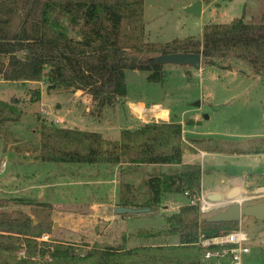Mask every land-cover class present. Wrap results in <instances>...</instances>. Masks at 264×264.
Returning <instances> with one entry per match:
<instances>
[{
    "label": "trees",
    "instance_id": "trees-1",
    "mask_svg": "<svg viewBox=\"0 0 264 264\" xmlns=\"http://www.w3.org/2000/svg\"><path fill=\"white\" fill-rule=\"evenodd\" d=\"M144 5L145 0H0V79L44 81L48 90H83L102 112L127 94V70L149 69L153 71L149 80H162V65H144L162 53H201L206 63L221 68L230 67L225 62L239 61L254 74L264 75V15L257 23L245 21L244 15L227 23H207L201 40L178 50L146 40ZM22 115L17 100L0 99V136L8 131L7 123ZM38 131L40 143L33 149L44 162L100 163L122 169L176 165L174 171L150 173L138 184L121 182L116 204L153 210L166 194H184L188 200L165 216L178 241L130 247L126 237L118 244L91 246L47 240L43 237L51 231L49 214L34 223L26 211H2L0 264H204L208 251L223 246L203 245L202 240L238 229V221H209L201 215L197 198L202 167L183 162L186 145L180 122H147L123 129L114 141L99 131L54 124L43 123ZM21 199L29 205L38 203L35 213L47 214L46 202Z\"/></svg>",
    "mask_w": 264,
    "mask_h": 264
},
{
    "label": "rangeland",
    "instance_id": "rangeland-1",
    "mask_svg": "<svg viewBox=\"0 0 264 264\" xmlns=\"http://www.w3.org/2000/svg\"><path fill=\"white\" fill-rule=\"evenodd\" d=\"M196 1L145 0L146 40L183 50L202 39V29L207 23H227L242 15L245 21L257 23L264 15V0H202L205 12L200 16L186 10V5ZM224 64L230 67L203 62L202 69L198 70L189 65L162 64L160 81L149 80L152 70H127V94L102 112L90 94L81 90H48L44 81L0 79V99L17 100L23 110L21 119L7 123L8 131L0 136V212L26 211L34 223L49 214L51 231L45 235L47 238L43 237L47 240L51 237L91 246L97 242L118 244L126 237L130 247L176 243L178 239L169 231L165 220V216L177 208L172 201L166 204L163 201L153 210L130 214L114 213L112 207L108 211L104 200L111 187L117 193L121 182L138 184L148 174L161 171L147 166L122 169L119 165H109L114 176L107 182V170L94 169L99 163L44 162L33 148L40 143L38 130L43 123L99 131L105 139L114 141L120 139L124 128L134 125L131 116L145 120V123L154 122L167 114L166 107H170L171 116L176 115V119L199 113L202 121L194 125L197 130L228 131L238 135L264 132V75L254 74L239 61ZM37 90H40V98ZM197 100H201L200 106L193 105ZM155 104L164 106L157 109ZM162 110L165 114H157ZM56 118L61 121L57 122ZM220 163V176L226 178L230 175L228 163ZM205 165L208 170L209 165ZM168 171L174 170L165 172ZM211 177L214 175H207L206 180ZM252 187L250 191H253ZM258 193L253 192L242 204L254 203L264 197ZM26 197L49 204L47 214L35 213L33 206L38 203L25 204L21 198ZM225 208L223 205L201 215L209 217ZM111 212L114 217L108 215ZM254 222L257 221L249 219L245 227L263 235L258 241L250 242L251 251L242 264H264V219L257 226Z\"/></svg>",
    "mask_w": 264,
    "mask_h": 264
},
{
    "label": "crops",
    "instance_id": "crops-1",
    "mask_svg": "<svg viewBox=\"0 0 264 264\" xmlns=\"http://www.w3.org/2000/svg\"><path fill=\"white\" fill-rule=\"evenodd\" d=\"M203 12H205V5H203L202 7V13ZM144 15H145V8H144ZM147 30L148 29L146 27V34H147ZM166 108H167L166 110L167 114H165L164 110H162L161 112L157 111L158 112L157 114H161V113L165 114L163 116H160L159 119H161V121H166V122H171V121L180 122L183 125V141L185 142L186 145L185 153L183 155V162L199 163V161L201 160V164L200 163L199 164L202 167V189L199 198H201L202 196L207 198L206 196H208L210 193L219 192L225 197V200L223 202L220 201L217 202L221 207L226 204L227 200L230 199L236 200L242 197L249 198L253 194V192L256 193L259 192L258 194H261V197L264 196V132L263 130L248 135L247 134L238 135L236 133H232L228 131L215 133L214 131H211L209 129L205 131L197 130L194 125L202 121L201 115L199 113H195L194 115L190 114L191 116H185L176 119V115L172 114L173 117L171 116L172 112L170 107H166ZM188 111H192V110H188ZM188 111H186L185 114H187ZM130 119H134L135 121L134 125L132 127H127L126 129H132V130L137 129L142 124L145 123L144 122L145 120H142L136 116H131ZM159 119L156 118L155 120L158 122L160 121ZM216 141L218 142V146H217L218 149H214L215 145L217 144ZM220 161L221 162L224 161L228 163L227 169L230 171V175H228L226 178L220 176L222 170V164L220 163ZM205 163L209 165V167H207L208 170H206ZM143 166H147L149 169L152 168L156 171H161V172H165L166 170H170V169L175 170L177 168L176 165H167V164H162V165L150 164ZM108 167L111 166H109L108 164H103L100 166L99 163L94 169L96 170L103 169L105 171L107 170L105 174L108 176L107 182H110L111 178L114 176V171L110 173ZM246 168L247 170H245ZM207 171H210L209 173L212 174H208ZM207 175L208 176L214 175V177H211L212 179L207 178L206 180ZM42 186H48V185L43 184ZM251 186H253L252 187L253 191L249 190ZM116 198H117V193L116 191H114V188L111 187L110 192L104 195V200H106L105 204L107 206L108 211H110V207H112L113 208L112 212L117 213L116 207L118 205L116 204ZM185 200H188V198L181 193H171V194L168 193L164 196L163 199V201H165L164 204H166L167 201H172V204L176 206L180 205ZM263 200L264 197L255 200L254 203ZM208 203H216V202L208 201ZM112 212L111 214L108 213V215L114 217V213ZM249 219H254V221H257L254 222L255 226H257L260 221L259 219H256L253 216L243 215L241 217V220L239 221L238 229L233 230V231H241L242 233L246 234L247 239L243 240L241 244L242 247H247L248 251H241V252L238 251L235 253L229 251L227 253H222L219 255L216 254H212L210 256L206 255L204 257V264H233V263L242 264L244 259H246L245 257H247L251 251L250 242L258 241L257 239L261 238V236L263 235L259 232H254L253 228H250L247 225L245 227V222L249 221ZM77 220L79 222L82 221V219H77ZM215 244L223 247L210 250L211 252L221 251L223 249H228L232 246H237L236 243H228V242L215 243ZM235 254L240 256L239 262H237L234 259Z\"/></svg>",
    "mask_w": 264,
    "mask_h": 264
},
{
    "label": "water",
    "instance_id": "water-1",
    "mask_svg": "<svg viewBox=\"0 0 264 264\" xmlns=\"http://www.w3.org/2000/svg\"><path fill=\"white\" fill-rule=\"evenodd\" d=\"M202 0H198L193 4L187 6L186 10L200 16L202 13L203 7ZM203 62L206 63V60H203L202 54L197 52H169L162 53L158 55L151 56L147 59L144 65L152 66V65H162L166 63L180 64V65H189L198 70L202 69ZM194 106H200L201 100H197L193 103ZM156 108H161V104H155ZM206 117H208L206 115ZM0 166H1V158H0ZM207 200L210 202H223L225 197L219 193L214 192L210 193L206 196ZM246 199V197L238 198V199H230L226 201V208L217 211L208 217L209 221H240L241 217L244 216H253L256 219L263 220L264 219V200L243 205L242 202ZM224 205V206H225ZM150 207H127V206H117L116 212L118 213H142L145 211H149Z\"/></svg>",
    "mask_w": 264,
    "mask_h": 264
},
{
    "label": "built area",
    "instance_id": "built-area-1",
    "mask_svg": "<svg viewBox=\"0 0 264 264\" xmlns=\"http://www.w3.org/2000/svg\"><path fill=\"white\" fill-rule=\"evenodd\" d=\"M56 121L59 122L61 121V119L56 118ZM1 166H2V162H1ZM186 194H188V192H186ZM200 201V208H201V212L202 213H208L211 210H215L217 209L219 206V204L216 203H208L207 199L202 196L201 198H197ZM197 199H191V203H195L197 201ZM46 237V236H45ZM47 238V237H46ZM45 238V239H46ZM247 236L245 233H242L241 231H231L228 233H224L222 235L216 236V237H212V238H206L202 240V244L203 245H211V244H215V243H236L237 246H232L228 249H223L221 251H216V252H211L208 251L206 253L207 256H210L212 254H222V253H227V252H238V251H248L247 247H242L241 242L243 240H246ZM21 254H24V252H20ZM234 259L239 262L240 260V256L238 255H234Z\"/></svg>",
    "mask_w": 264,
    "mask_h": 264
},
{
    "label": "bare ground",
    "instance_id": "bare-ground-1",
    "mask_svg": "<svg viewBox=\"0 0 264 264\" xmlns=\"http://www.w3.org/2000/svg\"><path fill=\"white\" fill-rule=\"evenodd\" d=\"M157 109H160V108H157ZM143 112H146V111H145V109H144V111H143Z\"/></svg>",
    "mask_w": 264,
    "mask_h": 264
}]
</instances>
